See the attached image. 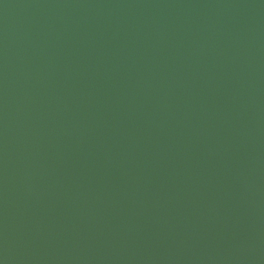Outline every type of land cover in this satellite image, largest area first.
Wrapping results in <instances>:
<instances>
[{
	"label": "water",
	"instance_id": "water-1",
	"mask_svg": "<svg viewBox=\"0 0 264 264\" xmlns=\"http://www.w3.org/2000/svg\"><path fill=\"white\" fill-rule=\"evenodd\" d=\"M0 264H264V0H0Z\"/></svg>",
	"mask_w": 264,
	"mask_h": 264
}]
</instances>
